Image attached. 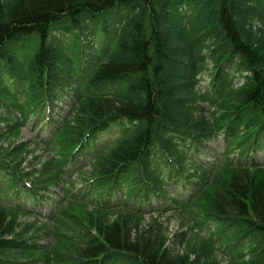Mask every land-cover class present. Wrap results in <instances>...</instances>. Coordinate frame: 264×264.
<instances>
[{
	"label": "trees",
	"instance_id": "trees-1",
	"mask_svg": "<svg viewBox=\"0 0 264 264\" xmlns=\"http://www.w3.org/2000/svg\"><path fill=\"white\" fill-rule=\"evenodd\" d=\"M260 153L264 0H0V264H264Z\"/></svg>",
	"mask_w": 264,
	"mask_h": 264
},
{
	"label": "rangeland",
	"instance_id": "rangeland-1",
	"mask_svg": "<svg viewBox=\"0 0 264 264\" xmlns=\"http://www.w3.org/2000/svg\"><path fill=\"white\" fill-rule=\"evenodd\" d=\"M99 24L102 25V22L100 21ZM202 80H203V82L201 83L202 88L207 86L210 82V79L207 76H203ZM66 103L67 104L70 103L69 99H66ZM67 110H68V107L64 108V112H62V116L65 115V112H67ZM43 127H45V129H44L43 133L40 135V131L42 130ZM48 129L49 128H47V121H46V123H43L41 126H37V125H35V119H33L32 121H30L28 123V125L23 130H21L20 134H15L13 136L8 137L6 139V142L5 143L3 142V144L1 146L3 149L7 150V149H9L10 145H14V144L22 145V144H27V143L31 142L30 150H33L34 153H32L30 156H27V159L30 161H33V162H37V163L40 161L45 162L46 160H48L49 154L43 148L42 149L37 148V142L41 138L48 139V135H49ZM118 132H119V129L117 127H113L111 130H109V131H107L101 135L100 141L102 143L111 142L112 140H114L117 137ZM220 143H221V141L217 140L211 144V149H212L213 153L221 152L222 143L221 144ZM263 154L262 153L259 154L258 160H259V162L264 163V157H262ZM35 157L38 159H35ZM26 164H28V162ZM0 182H2L1 183L2 185L4 184V182L2 180H0ZM54 192L56 194V195H54L55 198L61 194V191L58 188L54 189ZM178 194L179 195L182 194L181 189L178 190ZM171 197H174V194H172ZM77 209H79V208H77ZM38 210H40V208ZM158 218H159L160 222H162L164 224V226L168 229V233L172 239L174 238L176 233H180V232H183V230H187V226L184 225V222H186V217H183V215H181V213L167 212L165 214H162V216L158 217ZM31 220H33V219H31ZM193 234H196V232H193ZM202 235L204 236L203 233H202ZM223 263L225 264V261Z\"/></svg>",
	"mask_w": 264,
	"mask_h": 264
}]
</instances>
